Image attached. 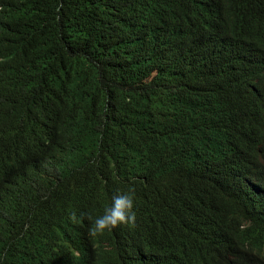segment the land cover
<instances>
[{"label":"trees","instance_id":"16d2710c","mask_svg":"<svg viewBox=\"0 0 264 264\" xmlns=\"http://www.w3.org/2000/svg\"><path fill=\"white\" fill-rule=\"evenodd\" d=\"M0 264H264V0H0Z\"/></svg>","mask_w":264,"mask_h":264},{"label":"clouds","instance_id":"9594fccd","mask_svg":"<svg viewBox=\"0 0 264 264\" xmlns=\"http://www.w3.org/2000/svg\"><path fill=\"white\" fill-rule=\"evenodd\" d=\"M70 218L75 219V214L73 213ZM134 221L135 212L131 190L118 192L113 195L111 204L105 206L103 212L95 217L91 230L93 233H102L105 230L115 228L119 224L131 225Z\"/></svg>","mask_w":264,"mask_h":264}]
</instances>
